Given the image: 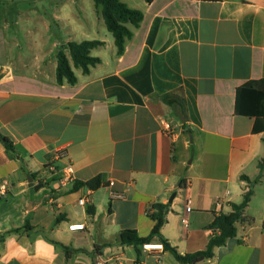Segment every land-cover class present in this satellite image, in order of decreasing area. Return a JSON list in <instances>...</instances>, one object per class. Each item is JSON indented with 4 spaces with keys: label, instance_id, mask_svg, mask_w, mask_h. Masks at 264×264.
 I'll return each mask as SVG.
<instances>
[{
    "label": "crops",
    "instance_id": "obj_1",
    "mask_svg": "<svg viewBox=\"0 0 264 264\" xmlns=\"http://www.w3.org/2000/svg\"><path fill=\"white\" fill-rule=\"evenodd\" d=\"M120 1L143 13L122 55L94 2L88 15L81 0H0V134L13 146L0 141V264H181L120 232L147 237L160 204L170 246L203 251L248 191L251 223L196 264H264V132L235 113L237 89L264 78V0ZM83 41L104 43L101 63L84 75L65 50L77 83L58 85V47ZM97 176L99 189L79 185Z\"/></svg>",
    "mask_w": 264,
    "mask_h": 264
},
{
    "label": "trees",
    "instance_id": "obj_2",
    "mask_svg": "<svg viewBox=\"0 0 264 264\" xmlns=\"http://www.w3.org/2000/svg\"><path fill=\"white\" fill-rule=\"evenodd\" d=\"M145 1L149 4L153 0ZM93 2L96 7L101 8V15L106 30L114 39L117 54L122 55L127 42L133 38L134 31L142 22L143 13L127 7L120 0H93ZM103 45L104 43L101 41L68 42L60 45L56 55V83L58 85L66 84L69 86L77 83V77L69 65L65 50L68 51L73 66L79 68L86 75L92 68L101 63L99 58L91 56V51ZM235 113L239 116L254 118L260 124V127H256V129L260 128L258 130L264 132V78L247 82L237 89ZM0 141L3 142L8 150L13 151L11 142L1 134ZM259 168H264V159ZM79 185L95 191L102 186L101 177L97 176ZM251 196L252 191H248L243 195V200L239 205L231 204L232 211L230 213H220L214 217L213 222L208 226V229L212 231V236L203 251L181 255L175 248L170 246L167 240L160 234L161 227L166 222L165 215L167 212V206L160 204L153 206L155 212L149 214V218L155 224L147 237H139L134 230H123L119 234V242L122 245L141 247V245L150 243L153 238L157 237L163 245L164 250L169 251L179 263L196 264L205 261L212 258L215 247L224 245L228 240L236 236V223L244 221L251 223L252 220L245 218L244 215ZM88 212H91V210L88 209ZM62 248L68 251L67 248Z\"/></svg>",
    "mask_w": 264,
    "mask_h": 264
},
{
    "label": "built area",
    "instance_id": "obj_3",
    "mask_svg": "<svg viewBox=\"0 0 264 264\" xmlns=\"http://www.w3.org/2000/svg\"><path fill=\"white\" fill-rule=\"evenodd\" d=\"M165 130H169V127H165ZM72 142H66L63 144H59L57 146H55L54 148V152H55V158L59 159L62 158L64 156V151L66 150L67 146L70 145ZM50 170H52V166L49 167ZM65 173L67 174L64 178L65 182H70L72 181V168L71 166L66 167L65 169ZM114 185L113 182H109V188L112 187ZM4 189V187H1V190ZM89 195L87 194L86 196L82 197L81 199L78 200V204L80 206H87L89 204ZM126 195L124 193H118L115 192L113 190L109 191V199L112 200H123L125 199ZM153 211L151 210L149 214H151ZM191 212V202L187 201L186 202V207H185V213L188 214ZM182 222L185 223V219H182ZM84 225L83 224H79V225H71L68 227L69 230H83ZM142 250L148 251V252H156V253H161L164 248L163 245L159 242V243H146L141 245ZM94 264H107L106 261H104L103 259H98L97 261H95Z\"/></svg>",
    "mask_w": 264,
    "mask_h": 264
},
{
    "label": "rangeland",
    "instance_id": "obj_4",
    "mask_svg": "<svg viewBox=\"0 0 264 264\" xmlns=\"http://www.w3.org/2000/svg\"><path fill=\"white\" fill-rule=\"evenodd\" d=\"M39 1H41V0H39ZM81 3L83 5V8L85 9V12L88 15H91V13L93 12V8H94L93 0H81ZM105 31H106V29H105Z\"/></svg>",
    "mask_w": 264,
    "mask_h": 264
},
{
    "label": "water",
    "instance_id": "obj_5",
    "mask_svg": "<svg viewBox=\"0 0 264 264\" xmlns=\"http://www.w3.org/2000/svg\"><path fill=\"white\" fill-rule=\"evenodd\" d=\"M179 119H180L183 123L185 122V120L182 118V116H180ZM38 187H40V186H38ZM36 189H38V188L36 187ZM173 198H174V196H172V197L170 198L169 202H171V201L173 200Z\"/></svg>",
    "mask_w": 264,
    "mask_h": 264
}]
</instances>
